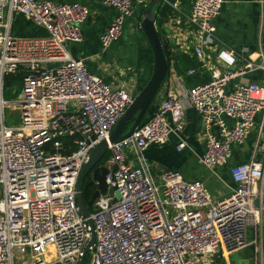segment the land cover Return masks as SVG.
I'll return each mask as SVG.
<instances>
[{
    "label": "built area",
    "instance_id": "2783aa9c",
    "mask_svg": "<svg viewBox=\"0 0 264 264\" xmlns=\"http://www.w3.org/2000/svg\"><path fill=\"white\" fill-rule=\"evenodd\" d=\"M101 1L115 10L100 35L107 49L122 36L137 6L149 0ZM224 2L194 0L186 15L198 33L194 52L202 64L205 47L218 40L215 19ZM16 13L47 34L14 36ZM89 15L88 5L76 1L0 0V264H205L208 257L230 255L249 244L255 245V262L264 264L257 239H247L264 213V166L254 160L234 164L237 186L214 199L202 180H188L178 170L156 178L144 156L151 144H167L173 135L180 139L177 149L185 148V114L193 107L204 128L200 162L209 168L227 164L233 146L245 142L257 114H264V82L235 80L264 70V56L239 66V54L221 46L222 68L210 81L168 92L145 123L111 143V132L135 97L94 74L68 50L70 42L83 40ZM138 28L143 29L140 21ZM19 72L22 90L7 89V83L16 85L7 77ZM11 108L20 110L16 124L7 121ZM103 140L109 141L111 154L108 191L87 217L78 203V180ZM128 148L139 165L128 160ZM92 227L95 242L85 254Z\"/></svg>",
    "mask_w": 264,
    "mask_h": 264
},
{
    "label": "crops",
    "instance_id": "0c3cea01",
    "mask_svg": "<svg viewBox=\"0 0 264 264\" xmlns=\"http://www.w3.org/2000/svg\"><path fill=\"white\" fill-rule=\"evenodd\" d=\"M54 1L60 3L76 1L88 5L90 15L83 25L84 38L81 42H70L67 45L68 50L75 58L83 59L90 71L101 76L113 87H126L136 100L150 81L155 67V53L150 37L144 29L138 28V22L142 23L153 0H149L145 6L136 4L135 16L126 23L122 36L107 49L103 48L100 35L108 28L115 16L112 7L103 4L101 0ZM193 1L182 0L176 3L174 5L176 11L169 13L167 20L158 18L155 22L168 69L140 125L156 113L168 92L180 93L183 88L193 87L183 75L179 61L182 54L197 58L194 46L198 43V33L186 18ZM215 25L218 40L208 43L205 47L206 63L202 64L198 61L201 65L200 70L208 74L210 80L214 70L222 68L217 59V51L221 46L232 48L239 54V66H243L245 60L258 61L264 56V0H225L221 14L215 19ZM12 33L18 37H41L45 36L47 31L27 16L16 13L12 20ZM189 70L187 76L198 72L193 69L195 72L190 75ZM240 80L263 83L264 70H254L235 81ZM141 110V104L135 105L133 116L126 120L122 134L131 130ZM185 122L182 134L187 142L185 148L177 149L180 139L179 136L173 135L167 144H151L144 151L145 158L153 165V174L156 178L165 170H178L188 180H202L214 199H221L237 186L231 175V167L234 164L254 160L264 166V114H257L255 128L245 142L233 146L231 160L225 165L213 168L206 167L200 162V157L205 151L204 128L195 108H187ZM126 152L128 160L139 165L134 149L128 148ZM255 238L264 251V213L259 226L250 228L247 232L249 242H253ZM254 252L255 245L249 244L230 255L219 252L213 257L219 262L224 260L225 264H239V262L259 264V260L255 262ZM235 255H238L240 261L232 260Z\"/></svg>",
    "mask_w": 264,
    "mask_h": 264
},
{
    "label": "water",
    "instance_id": "95a60500",
    "mask_svg": "<svg viewBox=\"0 0 264 264\" xmlns=\"http://www.w3.org/2000/svg\"><path fill=\"white\" fill-rule=\"evenodd\" d=\"M177 0H153L150 8L147 11L143 21L142 27L148 33L152 47L155 53V67L153 75L143 90L142 94L134 100L131 107L127 110L126 114L121 118L118 124L115 126L113 131L109 136V141L111 143L117 142L124 139L125 137L131 135L135 129L140 125L144 114L153 99L157 89L159 88L161 82L163 81L166 71L168 69L167 59L165 57L164 49L160 40L159 33L156 29L155 22L158 18L168 19V14L175 12V4ZM157 9V11L155 10ZM141 104L142 110L136 119L131 130L125 134L123 133V126L128 118H131L134 113L135 105ZM109 141L103 140L100 142L92 151L88 163L84 166L80 178L78 180L77 190H78V203L83 214L87 217L90 216V208L93 207L96 199L108 191L107 177L109 174V167L107 166V161L105 157L109 151ZM91 174V180L86 182V177ZM96 185V190L92 194V197L88 199L87 190L89 186ZM92 225V221H89ZM95 242V232L92 227V238L86 247L85 254L89 251V248Z\"/></svg>",
    "mask_w": 264,
    "mask_h": 264
},
{
    "label": "trees",
    "instance_id": "16d2710c",
    "mask_svg": "<svg viewBox=\"0 0 264 264\" xmlns=\"http://www.w3.org/2000/svg\"><path fill=\"white\" fill-rule=\"evenodd\" d=\"M179 61L181 64V69H182L183 75L187 78L188 82L192 86L202 84V83H206L210 80V77L208 76V74L202 73V71L200 70L201 65L195 56H190L188 54H182L179 57ZM189 69H196V70H198V72L192 76H187V71ZM21 75H22L21 72H19L18 74H15V75H11V76L7 77V81L10 79L20 80ZM145 122H143V123H145ZM65 141H66V143H68V142H70V139H65ZM110 156H111V154L108 152L106 157H105V160L107 161L110 158ZM95 190H96L95 184L92 186H89L88 190H87V196L86 197L88 199H90ZM90 210L92 211L93 208L91 207Z\"/></svg>",
    "mask_w": 264,
    "mask_h": 264
},
{
    "label": "rangeland",
    "instance_id": "374dc122",
    "mask_svg": "<svg viewBox=\"0 0 264 264\" xmlns=\"http://www.w3.org/2000/svg\"><path fill=\"white\" fill-rule=\"evenodd\" d=\"M15 86H10L8 83L6 84L7 85V89L9 87H12V88H16V91L17 89L20 91L22 90V82H21V79L20 80H15ZM11 85H13V82L10 83ZM19 86V87H18ZM15 91V92H16ZM13 92V91H12ZM14 93V92H13ZM19 96V92L16 93V94H11V98L12 99H15L16 97ZM6 116H7V121L9 124H16L20 121V110L19 109H14V108H11V109H7L6 110ZM108 165V163H107ZM89 258V255L87 256V260ZM213 258V259H212ZM233 261H240L238 255H235L232 257ZM223 260V259H222ZM225 261L223 260L222 262H219L218 260H216V258L214 257H208V259L205 261V264H225L224 263ZM240 264V262H239Z\"/></svg>",
    "mask_w": 264,
    "mask_h": 264
},
{
    "label": "flooded vegetation",
    "instance_id": "af4514ba",
    "mask_svg": "<svg viewBox=\"0 0 264 264\" xmlns=\"http://www.w3.org/2000/svg\"><path fill=\"white\" fill-rule=\"evenodd\" d=\"M90 180H91V174L86 177V182H89Z\"/></svg>",
    "mask_w": 264,
    "mask_h": 264
}]
</instances>
